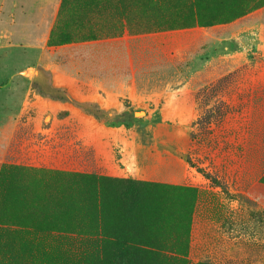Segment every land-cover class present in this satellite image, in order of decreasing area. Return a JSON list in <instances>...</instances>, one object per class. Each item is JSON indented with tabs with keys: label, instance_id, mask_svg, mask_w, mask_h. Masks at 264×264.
I'll use <instances>...</instances> for the list:
<instances>
[{
	"label": "rangeland",
	"instance_id": "1",
	"mask_svg": "<svg viewBox=\"0 0 264 264\" xmlns=\"http://www.w3.org/2000/svg\"><path fill=\"white\" fill-rule=\"evenodd\" d=\"M155 1L82 22L62 0L38 62L0 47V264H264V167H247L264 142V0H206L221 19L177 29ZM244 48L248 64L221 57ZM95 77L108 90L82 87Z\"/></svg>",
	"mask_w": 264,
	"mask_h": 264
},
{
	"label": "crops",
	"instance_id": "2",
	"mask_svg": "<svg viewBox=\"0 0 264 264\" xmlns=\"http://www.w3.org/2000/svg\"><path fill=\"white\" fill-rule=\"evenodd\" d=\"M61 2L62 0H1L0 47L8 48L10 51L9 55H12V53L15 51V45H18L19 43H27L29 47L26 52L28 62H38L42 58V55L46 49L49 35V32L47 33V31L53 27L57 19ZM97 33H99V31H96L95 34L97 37L95 39L99 38ZM252 40L255 42V46H252V50H255V53H258L260 58L264 61V37L260 36L258 33L257 38H252ZM98 42L99 40H93L92 43L99 44ZM5 44H7L6 47ZM206 51L208 53V50ZM248 51L249 49L244 48L243 51H238L224 56L221 55V57L233 58L234 62L237 63L238 66H242L248 64L250 61L251 54H249ZM215 53L217 54L221 52ZM210 54H212L211 51H209V55ZM7 72L8 71H4V69H0V76H4L3 74L7 75ZM100 81L101 80H99L98 77H95L91 80H88L87 82L82 81L81 84L83 88L87 86V89L89 90H108L100 83ZM134 81L131 86L127 87V94L129 96H132L133 94L137 95L139 93L136 83V73H134ZM258 85L259 86L252 90V92L259 90V95L258 97H255L253 94L251 96L252 100H255V98L258 99L260 97L264 98V81H261L258 83ZM177 93L178 96L185 94L189 97V102L195 104V91L189 88L187 84H183V86L177 90ZM251 138L255 140L254 136H251ZM256 141L257 142L253 141L250 145L254 150V157L252 156V158H254V162H248L249 164L246 163L247 167H264V142L259 140ZM256 163H259V165ZM250 173L251 174L248 173V177H254V179L257 178L256 172L252 171ZM262 175L263 174H261L260 177Z\"/></svg>",
	"mask_w": 264,
	"mask_h": 264
},
{
	"label": "trees",
	"instance_id": "3",
	"mask_svg": "<svg viewBox=\"0 0 264 264\" xmlns=\"http://www.w3.org/2000/svg\"><path fill=\"white\" fill-rule=\"evenodd\" d=\"M127 0H114V5H116L120 17L124 18L125 14L127 12ZM132 1V0H130ZM148 3L156 7V3H154L155 0H147ZM163 1L162 7L159 5L161 4L160 2ZM156 2V1H155ZM173 0H158V6L157 7V20H160L163 23H168V19H166L167 14L173 13L176 16L173 18L175 23L171 22L169 23L168 27L162 26L161 25L159 28L164 29H173V28H188V27H193L196 25L203 26V27H211L215 25V22L221 18L215 14H211L206 12H202V8L200 5L204 4L206 0H177L175 6L173 7L172 3ZM98 3V4H97ZM100 4H105V6H109L112 8V3H110V0H64L62 7H61V15L65 17L67 16H77L80 17L82 22L87 20L88 17H90L94 12L97 13V7H99ZM98 6H97V5ZM96 5V7H95ZM181 8L180 14L176 13L173 8ZM234 17H237V14L234 16L227 17L226 19L230 20ZM217 19V20H216ZM165 21V22H164ZM97 36L96 34L92 31L89 36H87V39H95ZM58 40L61 43H68L72 41L71 36L67 33H62L58 36ZM207 120V119H206ZM206 120H201L200 123H204ZM9 169V168H8ZM7 168H3L0 173V177L3 176L4 172L8 171ZM0 186H2V182L0 180Z\"/></svg>",
	"mask_w": 264,
	"mask_h": 264
}]
</instances>
